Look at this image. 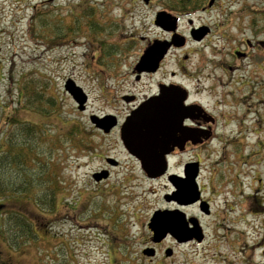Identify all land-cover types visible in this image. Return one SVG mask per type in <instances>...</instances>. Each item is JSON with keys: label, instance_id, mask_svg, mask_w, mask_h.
I'll return each instance as SVG.
<instances>
[{"label": "flooded vegetation", "instance_id": "af4514ba", "mask_svg": "<svg viewBox=\"0 0 264 264\" xmlns=\"http://www.w3.org/2000/svg\"><path fill=\"white\" fill-rule=\"evenodd\" d=\"M29 1L31 0L25 2ZM57 1L40 0L39 5L34 3L33 15L39 11L40 5V11L46 9L45 7L52 9L49 15L58 9H64L57 5ZM156 1L117 0L113 3L117 4L115 9H119L122 20L126 22L132 18L138 19L130 16L135 13L136 5L149 7ZM162 2L164 5L156 12L153 21L161 36L155 38L138 37L137 28L123 24L120 18L113 19L116 24L108 27V30L105 29V21L102 20L106 12L103 13V10L105 7H112L109 5L112 1L66 2L70 18L82 21L81 24L89 27L80 35L84 34L88 41L100 46L96 56L98 60H107L110 56L109 60L112 62H116L119 57V60H129L131 57L134 59L130 71L121 74V71L113 70L118 74L111 73L116 78H122L114 82L113 87L121 90L120 94H115L114 101L125 106V113L122 116L113 112L101 115L113 114L115 118L110 121L114 124L106 131L104 128L96 129L104 139L114 140L120 150H102L95 155L101 161L95 173L102 174L95 182L112 187L119 186L121 189L131 188L138 184L135 174L140 173L142 181H160L163 184L164 191L159 197L161 205L150 212L148 224L156 211H162L168 217H181L191 238L178 241L168 233L161 241L154 242L153 232L148 227L153 244L146 247L155 249L154 255L149 259L154 260L159 254L163 259L161 263L156 264H177L175 246L164 247L165 243L174 242L178 246L200 245L208 236V227H211L209 232L213 242L221 238L227 244L225 257L221 259L225 264H264V146L260 148V145H256L257 150L253 149L255 143L259 141L260 144V139H254L253 135H248L242 129L236 135L238 141H235L233 136H226L232 139H227L230 152L239 155L236 160H229L225 151L218 150L211 144L222 137L217 131L218 124L225 122L224 118L218 117L220 113L217 101L220 99L212 102L213 107L210 108L209 103L207 106L198 98L201 92H213L217 87L232 85L233 88L227 97L232 104L239 105L238 110L244 111H236L237 117L229 119L227 123L223 122V125L227 126L233 120L239 125L242 124L244 114L250 119L249 114L255 112L256 106L264 102V82L254 80L251 84L250 81H245L243 76L239 79L235 76L242 63L250 59L256 66L252 74L260 77V60L257 56L264 50V0ZM140 13L142 16L139 18L143 19L144 12ZM147 17L146 13L145 18ZM164 19V26L157 24L158 20L164 23ZM123 28L126 30H122ZM63 29L65 33L68 32L67 28ZM212 39H219L223 43L221 48L217 43L209 44ZM138 40L143 43L140 54L135 50ZM119 44L122 50L115 48L116 45L120 48ZM160 44L166 45L167 49L157 66L149 69L148 65L141 62V58L146 50H153L155 45ZM208 45L216 46L214 56L208 60L210 65H203L201 61ZM204 46L205 49H202ZM173 54L176 57L171 58ZM195 57L197 61L193 64ZM171 59L174 68L166 69L165 66ZM102 83L103 89L106 87L107 90L103 78ZM139 86L143 87L142 91L138 89ZM226 99L228 98H222L223 101ZM250 106L255 107V110L249 109ZM133 114L138 116H134L136 118L130 128H125V137L134 148L131 150L123 138V129L128 117ZM246 130L250 132L249 128ZM144 132L147 139L158 140L154 143L153 150L148 152L158 159L150 162L140 158L146 155L141 153L146 150L143 148L144 142L139 140ZM135 137L139 139L134 141ZM231 142H239L242 148L233 150ZM104 144L105 141L103 146ZM207 161L209 162L206 163ZM243 161L247 162L241 166ZM161 162L162 165L159 166ZM247 168L253 172L252 178V172L248 173ZM241 170L246 173L243 174ZM118 173L119 175L115 176ZM193 174H196L197 189L194 194L198 193V199L181 194L182 191L189 190ZM141 208L142 205L137 207L136 216ZM198 237H201V240ZM219 248V245L213 247L214 255L220 253ZM169 250L170 254L167 253ZM165 259L170 262L164 261ZM2 264H9V261L4 260Z\"/></svg>", "mask_w": 264, "mask_h": 264}, {"label": "rangeland", "instance_id": "374dc122", "mask_svg": "<svg viewBox=\"0 0 264 264\" xmlns=\"http://www.w3.org/2000/svg\"><path fill=\"white\" fill-rule=\"evenodd\" d=\"M25 1L0 0V79L3 77L0 82L3 106L0 110V131L5 126L7 128L6 123L13 114L20 119L45 125L63 133L77 123L80 128L73 135V140L80 145L76 149L67 147V150L59 154L58 158L62 163L61 179L64 183L61 184V191L57 195L55 212H47V217L42 219L41 224L35 221L37 217L29 214L33 220V227L36 226L35 230L39 235L37 241L14 249L0 239L1 263L5 260L9 261V264H52L53 259H62V261L67 260V264H125L126 257H123L125 253L129 255L127 264L161 263L163 259L160 254L154 260H150L148 256L142 254V249L153 244L148 228L149 214L153 208L161 205L159 197L164 191L163 184L160 181H142L140 173L135 174L138 184L123 189L119 186L97 184L92 178V174L101 164L100 158L95 155L102 150L115 152L120 149L114 140L103 138L101 132L91 123L90 115L113 112L122 116L125 113V106L118 105L114 101L115 94L121 93V90L113 87L114 82L122 78H116L111 73L114 74L118 70L121 74L130 71L134 63L133 57L129 60H119L120 57L117 60L115 57L116 62L109 60L111 56L107 60L96 58L100 46L97 43L92 44L84 34L80 35L89 27L81 24L82 21L70 18L67 13L66 2L77 0H58L57 5L64 9H58L52 15H49L52 9L48 7L40 11L41 5L36 15H33L32 5L34 3L39 5L40 0H31L27 3ZM106 1H112L109 4L112 7H105L103 10V13L106 12L102 20L105 21V29L116 24L113 19L122 20V13L119 9H115L117 4L113 3L117 0ZM163 5L162 0H157L149 7L136 5L135 15L130 16L138 19L132 18L126 22L122 20V23L129 27L135 26L138 37L161 36L160 30L153 21L156 12L162 9ZM140 11L144 12L143 19L139 18L142 16ZM146 13L147 18H145ZM54 22L56 23L53 24ZM63 28H67L68 32L65 33ZM138 42L135 50L140 54L143 43L139 40ZM213 42L220 48L223 45L219 39H212V42L208 43L213 44ZM117 47L118 45L115 48L122 50L120 44V48ZM215 47L207 46L201 61L203 65L207 63L210 65L208 60L214 56ZM202 49H205V46ZM170 57L174 58L176 55ZM257 57L260 60V77L252 74L256 66L249 59L242 63L241 69L235 74L236 78L243 76V79L250 81L251 84L254 80L264 82V50H261ZM172 61L171 59L169 64H166V69L174 68ZM196 61L195 57L192 63L196 64ZM102 78L108 87L107 90L106 87L103 89ZM68 79L74 80L89 94L85 111L78 110L77 103L65 90L64 84ZM31 82V86H35L37 91L42 93L41 106H25V88L29 87ZM223 88L217 87L213 92H201L198 98L207 106L209 103L210 108L213 107L212 102L217 98L220 99L216 100L220 113L218 117L224 118L225 122L221 121L217 126V131L222 137L211 144L218 150L225 151L229 160L234 161L239 155L230 152L228 141L232 139L226 136H233V139L238 141L236 135L243 129L248 135H253L254 139H260V144L259 141L255 143L253 149L257 150L256 145L263 148L264 102L256 106L257 110L250 106L249 109L255 112L249 114L250 119L244 114L242 124L239 125L233 120L228 126L223 125V122L227 123L229 119L237 117L236 111L238 113L244 111L238 110L239 105L232 104L227 97L233 88L232 85ZM138 89L142 91L143 87L139 86ZM225 97L228 99L223 101L222 98ZM49 98L54 99L52 106L46 104ZM43 104L45 107L41 109ZM247 128L250 132L246 130ZM80 138L82 140L85 138L88 144H84ZM230 144L235 151L242 148L239 142ZM244 162L247 161H243L241 166L245 165ZM247 170L248 173L252 172L248 168ZM241 172L246 173L244 170ZM118 175L119 173L115 174ZM250 175L252 178L253 172ZM141 205L142 208L136 216V209ZM33 208L35 205L29 206V209ZM36 212H39L38 208ZM210 230L211 227H208V236L200 245L178 246L174 242H166L164 247L175 246L177 264H225L221 259L225 257L227 244L221 238L213 242ZM121 237L124 238L123 241L120 240ZM215 245L220 246V253L216 255L213 254ZM38 246L40 249H37ZM164 261L170 262L169 259Z\"/></svg>", "mask_w": 264, "mask_h": 264}, {"label": "trees", "instance_id": "16d2710c", "mask_svg": "<svg viewBox=\"0 0 264 264\" xmlns=\"http://www.w3.org/2000/svg\"><path fill=\"white\" fill-rule=\"evenodd\" d=\"M29 84L25 88V106H41L42 93L31 86L32 82ZM46 104L52 106L54 99H47ZM44 107L43 104L41 109ZM1 108L0 96V110ZM6 124L7 128L5 126L0 131V239L8 247L18 249L37 241L39 237L29 216L37 217L35 221L41 224L42 219L47 217V212H55L57 195L64 183L61 179L62 163L58 157L67 147L78 148L80 144L74 142L73 135L80 126L76 124L63 133L20 119L14 114ZM80 139L84 144L87 143L85 138ZM30 205H35V208L29 209ZM37 208L39 212H36ZM120 240L123 241L124 238L121 237ZM127 256V253L123 255L126 257L125 264L129 262ZM53 262L68 263L62 259H53L52 264H55Z\"/></svg>", "mask_w": 264, "mask_h": 264}, {"label": "water", "instance_id": "95a60500", "mask_svg": "<svg viewBox=\"0 0 264 264\" xmlns=\"http://www.w3.org/2000/svg\"><path fill=\"white\" fill-rule=\"evenodd\" d=\"M166 19H164V23H161L159 20L157 21V24H162L164 26ZM170 29V28H168ZM157 44V43H155ZM167 49V46L164 44L160 45H155V48L153 50H146L144 55L141 58V62L148 65L149 69H154L163 54L165 53ZM65 88L66 90L73 96V98L76 100L78 103V109L84 110L86 105L85 103L87 102L88 96L87 93L83 90L81 86H79L74 80L68 79L65 83ZM144 109V108H142ZM137 115V114H136ZM135 114L131 115L128 117L124 129H123V138L125 139L126 144L128 147L133 150L134 148L130 146L128 139L125 137L126 131L125 128H130L131 123H133L135 120L136 116ZM138 116V115H137ZM109 118H112V116H107V117H99L97 115H92L91 116V121L99 128H104L105 131L108 130L111 126H113L114 122L111 123ZM142 119V118H141ZM143 122V119H142ZM128 133H130V129L128 130ZM138 134V133H137ZM130 136V135H129ZM147 134L146 132L143 133L142 139L136 138L135 140H142L144 142L143 148L146 150V152H141V153H146V155L141 156V159H146L148 162L158 159L151 153L149 150H153V145L155 142H158V140H149L146 138ZM131 138V137H130ZM139 150V148H137ZM162 165V162L159 163V166ZM196 172V171H195ZM101 173H95L94 178L96 180H99L101 178ZM191 179V184L189 186V190L187 191H182L181 194H187L189 198H194L198 199V193L195 195L194 190L197 189V184L195 182V177L196 174L192 175ZM195 195V197H193ZM198 196V197H197ZM193 199V200H194ZM148 227L152 230L153 232V241L154 242H159L161 241L168 233H171L178 241H184L189 238H191L188 233L187 229L184 227L183 220H181V217H168L165 214H163L162 211H156L151 218ZM195 229V228H194ZM199 240H201V237H198ZM169 250L167 253L170 254ZM143 254L146 256H153L155 253V249L152 247H146L143 249Z\"/></svg>", "mask_w": 264, "mask_h": 264}]
</instances>
